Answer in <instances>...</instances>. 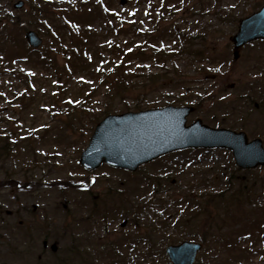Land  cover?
Returning a JSON list of instances; mask_svg holds the SVG:
<instances>
[{"label": "rangeland", "instance_id": "obj_1", "mask_svg": "<svg viewBox=\"0 0 264 264\" xmlns=\"http://www.w3.org/2000/svg\"><path fill=\"white\" fill-rule=\"evenodd\" d=\"M18 1L0 0V137L8 138L0 161V224L8 229L0 230V258L170 264L169 244L211 238L214 230L195 215L221 193L225 201L216 209L228 210L216 227L250 264H264V235L243 239L264 223V166L239 171L231 152L219 149L182 150L130 174L105 166L89 173L79 163L107 115L169 105L196 108L187 125L201 120L264 143V44L247 45L235 59L231 43L239 21L264 0H174L163 18L151 16L147 0H61L69 11L54 10L49 21L29 15L37 0H21L25 6L16 10ZM9 12L19 23L4 42L1 18ZM88 25L89 37L81 40L75 32ZM121 27L127 32L117 33ZM136 27L147 34L139 37ZM158 28L165 35L152 44L148 33ZM29 30L42 38L38 49L27 44ZM90 40L93 65L83 60L86 52L72 53ZM116 44L149 52L146 62L128 65L138 77L129 89L105 78L107 63L120 56ZM156 47L174 54L166 64L151 56ZM244 187L253 200H240ZM44 240L58 242L56 253L43 250ZM211 246L199 254L200 264L217 258ZM229 254L219 258L239 251Z\"/></svg>", "mask_w": 264, "mask_h": 264}, {"label": "water", "instance_id": "obj_2", "mask_svg": "<svg viewBox=\"0 0 264 264\" xmlns=\"http://www.w3.org/2000/svg\"><path fill=\"white\" fill-rule=\"evenodd\" d=\"M23 6L20 1L15 8ZM26 38L34 48L42 44L41 38L33 31L28 32ZM258 39L264 40V7L241 21L239 33L232 39L236 58L245 44ZM191 111V108L167 107L107 117L98 125L80 163L89 170L106 162L115 168L136 171L139 165L176 149L220 147L232 150L242 168L264 165L261 140L248 143L244 133L211 129L201 121L186 127V117ZM200 249L201 245L185 242L168 247L167 253L172 264H195Z\"/></svg>", "mask_w": 264, "mask_h": 264}, {"label": "trees", "instance_id": "obj_3", "mask_svg": "<svg viewBox=\"0 0 264 264\" xmlns=\"http://www.w3.org/2000/svg\"><path fill=\"white\" fill-rule=\"evenodd\" d=\"M174 0H159V2L155 5L153 2H149V5L151 6L152 10L154 12H157L159 14V16H163V14H165V12H167V5L169 3H172ZM32 7H31V11L29 15H33V16H40L39 18L42 20H47L49 21L51 18V15H54L53 12L54 10L57 9H61L60 11H64L66 9V11H69L68 7L70 6H66L65 2L61 1V0H37L36 2L31 1L30 2ZM162 3V5H160ZM78 13V12H77ZM1 22H3L4 24V34L2 35V38L4 39V42H7L9 39H11L10 37H12L10 35V28L11 27H15L16 25H18V17L16 15H13L12 12L6 13L5 16H3V18H1ZM50 23V22H49ZM48 23V24H49ZM158 24H161L160 22H158ZM52 29V26H50ZM91 30V29H90ZM89 30V31H90ZM136 31V28L134 29ZM87 31V30H86ZM117 33L121 34L122 32H127V30L121 28L116 29ZM157 35L153 36L152 35V41L156 40L158 37L164 36L165 32L164 30H157ZM83 33V32H81ZM178 34V33H177ZM180 36V34H178ZM81 40L88 38L89 36L87 35H81ZM92 40H90V42H88V44H85V46H90L92 43ZM263 44V43H262ZM120 47V48H119ZM113 51L118 50V52L115 53V55L118 53L120 54V56L118 57V59L116 61H112L110 63V67L112 68V72L113 75L111 76V81H114V83L118 86L121 87L123 89H125L128 86L132 88V85L134 84L133 81L135 79H137L138 77L135 74H131L129 72V68L128 65L130 63H132L135 58L143 61L146 56H147V52L145 50H142L141 48L136 49V48H121V46H117V45H113L112 46ZM129 51H126V50ZM75 50V49H74ZM76 50H79V45L76 46ZM165 57H166V53L162 50L156 52V59L159 61H165ZM54 61V59L52 60ZM42 62H51L48 61L46 59H42ZM53 63V62H52ZM52 63H50V65H52ZM123 71V72H122ZM124 73V74H123ZM126 74V75H125ZM121 75V76H120ZM122 76L124 77V79L122 80ZM151 77V78H150ZM147 78L149 80L153 79L154 76H147ZM138 84L136 83V86ZM112 86V85H111ZM112 89H114V87H112ZM252 97V96H251ZM251 97L248 100V103L251 100ZM263 103L261 104V106L263 107ZM264 116V115H263ZM8 138H5L3 136L0 137V161L2 160L3 157H7V152L4 151ZM231 197H233V199H238V196H235V194H232ZM240 200L245 199V200H250L252 198V195L250 193V191L244 187L242 192H240ZM217 199H219L218 201L214 202L213 204H216L217 207L220 208V204L222 201H225V199L220 195L217 197ZM139 209V208H137ZM228 210L224 209L223 212H226ZM138 214V211H136V215ZM214 213L212 211H210L208 213L209 218L213 217ZM216 223L222 222L223 218H222V213L221 211H218L217 215L215 216V220ZM214 240L212 241V243H217L215 244L216 246L218 245V247L220 246H229L231 243L229 241L228 238L222 236V235H218V236H214ZM205 261H208L207 264H250V258H206ZM227 261V262H226ZM72 261H68V259H64L62 261H60L59 264H71ZM226 262V263H223ZM197 264H200L199 262Z\"/></svg>", "mask_w": 264, "mask_h": 264}, {"label": "flooded vegetation", "instance_id": "obj_4", "mask_svg": "<svg viewBox=\"0 0 264 264\" xmlns=\"http://www.w3.org/2000/svg\"><path fill=\"white\" fill-rule=\"evenodd\" d=\"M0 230L3 232L8 230L6 224H0ZM4 235L8 237V234L5 232ZM3 239V238H2ZM48 245H44V249L47 250ZM0 264H55L54 258H42V255L39 258H0Z\"/></svg>", "mask_w": 264, "mask_h": 264}]
</instances>
